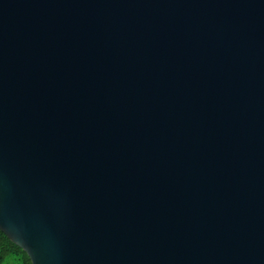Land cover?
Listing matches in <instances>:
<instances>
[{"label":"water","instance_id":"95a60500","mask_svg":"<svg viewBox=\"0 0 264 264\" xmlns=\"http://www.w3.org/2000/svg\"><path fill=\"white\" fill-rule=\"evenodd\" d=\"M0 231L31 264H264V0H0Z\"/></svg>","mask_w":264,"mask_h":264},{"label":"trees","instance_id":"16d2710c","mask_svg":"<svg viewBox=\"0 0 264 264\" xmlns=\"http://www.w3.org/2000/svg\"><path fill=\"white\" fill-rule=\"evenodd\" d=\"M0 264H31L26 253L0 231Z\"/></svg>","mask_w":264,"mask_h":264}]
</instances>
